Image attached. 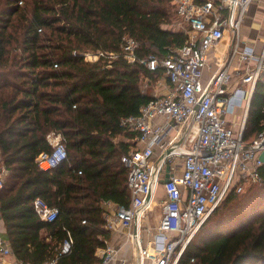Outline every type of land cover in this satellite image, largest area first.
Instances as JSON below:
<instances>
[{
	"label": "trees",
	"instance_id": "1",
	"mask_svg": "<svg viewBox=\"0 0 264 264\" xmlns=\"http://www.w3.org/2000/svg\"><path fill=\"white\" fill-rule=\"evenodd\" d=\"M169 0H0V189L7 239L18 260L43 264L70 231L71 253L57 264H92L111 234L102 203L128 204L121 156L134 133L120 124L151 95L141 81L156 76L139 59L164 57L186 40L173 26ZM138 41V59L87 52H118L124 37ZM264 130V73L252 96L243 137ZM49 134L67 145V160L43 169L37 156L51 151ZM261 180L230 191L203 222L181 264H264V163ZM59 209L43 220L34 200ZM193 259V260H192Z\"/></svg>",
	"mask_w": 264,
	"mask_h": 264
},
{
	"label": "built area",
	"instance_id": "2",
	"mask_svg": "<svg viewBox=\"0 0 264 264\" xmlns=\"http://www.w3.org/2000/svg\"><path fill=\"white\" fill-rule=\"evenodd\" d=\"M169 1L175 5L177 23L186 24L187 37L164 57L152 53L139 59L159 76L164 91L153 93L138 114L120 119L135 140L121 156L130 200L128 204L103 201V228L118 239L124 234L126 240L116 246L111 238L105 239L92 264H181L190 241L226 195L261 180L264 130L248 142L243 132L264 73V37L251 39L244 25L254 2L264 13V0ZM138 47L137 40L125 36L120 51L87 52L85 57L93 61L123 56L134 62ZM239 108L242 118L231 120L229 115ZM49 140L52 150L36 158L46 170L68 157L59 134H49ZM167 164L170 176L164 180ZM7 175L0 164V189ZM160 183L164 195L155 203L161 205L157 225H145ZM34 209L46 221L59 214L58 207L41 197L34 200ZM3 222L0 204V256L6 258L0 257V264H28L18 260L9 240L2 238ZM73 243L67 231L57 254L43 264H57L61 256L71 253ZM128 244L136 248L137 259H130Z\"/></svg>",
	"mask_w": 264,
	"mask_h": 264
},
{
	"label": "rangeland",
	"instance_id": "3",
	"mask_svg": "<svg viewBox=\"0 0 264 264\" xmlns=\"http://www.w3.org/2000/svg\"><path fill=\"white\" fill-rule=\"evenodd\" d=\"M256 5V2H254L251 6H250V9H249V12L251 13L252 11H254V8H255ZM261 14V19H264V13H260ZM178 20V19H177ZM253 21V20H252ZM177 22V21H176ZM263 28H264V21H263ZM179 24H177L178 26ZM183 26H186L185 23H183ZM183 26H178V28H181V29H185ZM252 28H256V26L252 25L251 26ZM263 33V36H264V31L262 32ZM159 76H152V77H147L145 79H143L141 81V89L147 93H149L150 95H152L153 93H160V92H163L164 90L162 89V86L163 85H160L159 84ZM239 109L236 110V113ZM242 118V113H239L237 114L235 120H240ZM233 120V119H232ZM133 139H131V143L133 142L132 141ZM248 186V184H246L245 186V189L246 187ZM163 192V187H162V184L160 183L157 187V192H156V196H158L156 198V201H160L162 196H161V193ZM164 195V194H163ZM162 203V201H161ZM160 209H161V205L160 204H153L151 202V205H150V208L147 210V217L145 218L146 219V222H144V224H150L152 225L153 227H156L157 225V222H158V213L160 212ZM142 221H144V219H142ZM3 239H6L4 237H2ZM113 239V238H112ZM113 243L115 242V239L112 241ZM120 243V242H119ZM134 250V255L136 254V248L134 247L133 248ZM132 255V254H131ZM131 260L133 259V255L131 256L130 258Z\"/></svg>",
	"mask_w": 264,
	"mask_h": 264
},
{
	"label": "crops",
	"instance_id": "4",
	"mask_svg": "<svg viewBox=\"0 0 264 264\" xmlns=\"http://www.w3.org/2000/svg\"><path fill=\"white\" fill-rule=\"evenodd\" d=\"M263 21H264V19H261V14H260L257 6H255L254 11H252L251 13L248 12V16L246 18L245 25H244V32H245V34L248 35V36H250V38L253 39V40L257 36L264 37L263 36V33H262L264 31L263 24H262ZM177 24H178L177 22H174V24H173V26L176 29L178 28L177 27ZM252 25L256 26V28H252L251 27ZM241 112H242V109L239 108V110L237 111V114H239ZM237 114H235V115L231 114V115H229V118L232 120V119H234L237 116ZM131 139H133V138H126L125 140L131 141ZM132 141H133L132 143H134L135 140H132ZM163 194H164V191L161 193V196H163ZM157 197L158 196H156V198ZM156 198L151 201L153 204H155L157 202L156 201ZM2 225L5 228V225L4 224H2ZM1 235H2V237H4V238L7 239V235H6L5 229L1 231ZM111 239H112V241L115 239V243H116V246H117V245H119V242H121V243L125 242L126 237H125L124 234H122V235H120V237L118 239L116 236L113 235V236H111ZM127 247H128V252L133 255V258L134 259H137V254L134 255V250H133L134 246L128 244ZM121 252H123V250H121ZM1 258H2V260H5L6 259L4 257H1Z\"/></svg>",
	"mask_w": 264,
	"mask_h": 264
},
{
	"label": "water",
	"instance_id": "5",
	"mask_svg": "<svg viewBox=\"0 0 264 264\" xmlns=\"http://www.w3.org/2000/svg\"><path fill=\"white\" fill-rule=\"evenodd\" d=\"M259 158L264 162V150L259 154ZM169 170H170V165L167 164L166 166V174H165V178L164 180H168L169 179V176H170V173H169ZM150 198V195H148V199ZM135 231H136V226H135Z\"/></svg>",
	"mask_w": 264,
	"mask_h": 264
}]
</instances>
